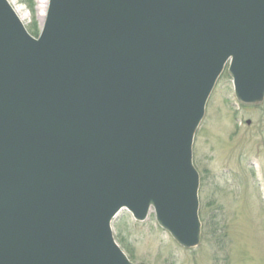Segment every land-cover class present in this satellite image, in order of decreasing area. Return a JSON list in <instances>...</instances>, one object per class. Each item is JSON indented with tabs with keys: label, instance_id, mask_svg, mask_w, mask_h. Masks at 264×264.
Returning <instances> with one entry per match:
<instances>
[{
	"label": "water",
	"instance_id": "water-1",
	"mask_svg": "<svg viewBox=\"0 0 264 264\" xmlns=\"http://www.w3.org/2000/svg\"><path fill=\"white\" fill-rule=\"evenodd\" d=\"M48 9L36 38L0 0V264H137L112 228L124 208L196 248L194 137L225 70L264 104V0Z\"/></svg>",
	"mask_w": 264,
	"mask_h": 264
},
{
	"label": "rangeland",
	"instance_id": "rangeland-1",
	"mask_svg": "<svg viewBox=\"0 0 264 264\" xmlns=\"http://www.w3.org/2000/svg\"><path fill=\"white\" fill-rule=\"evenodd\" d=\"M10 1L28 11L27 29L37 24L41 33L38 0H30L33 12L26 0ZM206 108L193 145L202 240L182 247L159 226L154 207L144 221L124 208L112 228L137 264H264V104L241 105L225 70Z\"/></svg>",
	"mask_w": 264,
	"mask_h": 264
},
{
	"label": "bare ground",
	"instance_id": "bare-ground-1",
	"mask_svg": "<svg viewBox=\"0 0 264 264\" xmlns=\"http://www.w3.org/2000/svg\"><path fill=\"white\" fill-rule=\"evenodd\" d=\"M10 1V0H9ZM51 0H38V14H39V19L41 20L42 24L46 22V17L48 13V7L50 4ZM13 9L16 11L17 15L19 16L20 20L23 21L25 24L26 18L29 16V13L27 10H23L22 8H19L15 6V2L10 1ZM37 38V37H36Z\"/></svg>",
	"mask_w": 264,
	"mask_h": 264
},
{
	"label": "trees",
	"instance_id": "trees-1",
	"mask_svg": "<svg viewBox=\"0 0 264 264\" xmlns=\"http://www.w3.org/2000/svg\"><path fill=\"white\" fill-rule=\"evenodd\" d=\"M27 1V4H28V8L33 12V11H35V9H34V5H33V1H30V0H26ZM34 28H31V32H32V34L35 36V37H37L38 35H39V33H40V30H39V28H38V26H37V24H34Z\"/></svg>",
	"mask_w": 264,
	"mask_h": 264
}]
</instances>
